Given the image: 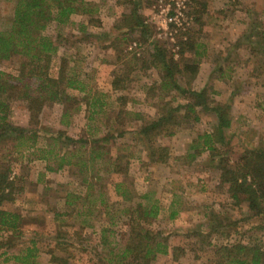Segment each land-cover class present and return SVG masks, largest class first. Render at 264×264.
I'll use <instances>...</instances> for the list:
<instances>
[{
	"label": "rangeland",
	"instance_id": "1",
	"mask_svg": "<svg viewBox=\"0 0 264 264\" xmlns=\"http://www.w3.org/2000/svg\"><path fill=\"white\" fill-rule=\"evenodd\" d=\"M88 1L99 9L96 14L99 23L87 24L83 32L79 23H87V16L74 15L72 23L59 27L53 23L46 33L53 38L58 33L61 36L51 74L57 75V64L66 60L68 69L88 84L91 93L73 91L79 102L74 106L69 102L47 104L39 116L40 126L65 131L74 139L102 137L112 128L110 125L115 128L113 132L119 136L107 144V151L110 157L120 158L121 173L110 180L106 172L111 166L105 164L95 166L91 171L93 176L89 174V177L98 187L101 184L116 209L120 203L111 189L116 178L126 180L138 194L154 192L161 211L150 228L167 238L169 245V253L159 255L156 264H218L214 245L235 242L264 245V230L256 229L258 220L249 217L247 203L234 201L221 183L220 161H210L207 151L190 148L199 134L213 130L217 122L213 112L201 111L200 120L176 126L173 135L157 137L156 142L170 152L166 163H152L147 145L135 135L136 129L157 118L167 104L172 102L175 106L185 98L176 91L165 93L159 88L161 72L153 66L151 56L154 44L166 48L174 60L182 62L194 57L193 51L182 52L184 42L196 40L206 49L200 58L198 73L194 79L187 76L179 82L184 88L206 89L211 106L229 105L232 121L231 128L226 130L229 153L223 159H229L228 165L233 166L245 148L264 149V111L257 105L264 101V52L260 54L264 51V39L254 49L247 40L249 33L264 32V0H135L139 3L137 13L149 29L144 36L139 31L129 33L122 41L115 38L127 31L126 25L120 22L134 8L132 0ZM13 7V0H0V29L6 27ZM250 22H257L259 27L250 30ZM20 63L21 58L13 56L1 62L0 69L17 74ZM217 67L222 68L225 76H221ZM118 79H121L117 81L120 88L114 90L112 82ZM98 92L105 96L106 112L92 115L99 108L91 110L88 102ZM9 103L11 122L29 126L31 118L25 103L19 99ZM66 108L69 115L64 116ZM119 112L121 116L116 119ZM135 113L143 118L136 117ZM44 145L45 141L39 140L37 146ZM30 150L16 153L12 152L11 144L0 145V154L7 155L11 161L18 187L15 200L6 207L22 212L26 221L19 245L12 251L17 253L31 239H36L40 264H64L51 263L52 250L61 257L71 256L68 264H108L105 259L109 257V248L100 240L101 228L109 226V216L99 213L104 206L96 211L94 226L85 229H81L80 220L74 216H62L63 224L68 221L75 225L68 228L64 225L69 232L62 239L76 247L69 244L65 246L67 251H62L56 246L59 222L55 213L65 211L69 191L84 193L86 188L80 185L79 176L70 171H48L47 161L37 158L35 149ZM78 207H81L79 200L71 208L74 214ZM174 213L176 216L171 218ZM209 223L222 226L209 234ZM112 228L114 240L119 241L127 226L121 220ZM112 239L108 237V241ZM0 264L19 263L12 259L4 262V257H0Z\"/></svg>",
	"mask_w": 264,
	"mask_h": 264
},
{
	"label": "trees",
	"instance_id": "2",
	"mask_svg": "<svg viewBox=\"0 0 264 264\" xmlns=\"http://www.w3.org/2000/svg\"><path fill=\"white\" fill-rule=\"evenodd\" d=\"M13 1V12L8 23L6 27L0 29V63L13 56L20 57L21 63L17 74L0 69V145L11 144L12 152L16 153L25 149L31 152L30 149H35L34 155L47 161L48 171H70L74 176H79L80 185L86 188L84 193L76 194L69 191L64 203L67 209L65 208V211L61 213H55V219L59 222L55 238L59 249L67 251L65 246L69 244L71 247H76L72 242L62 239L69 232L68 229L67 231L64 229V225L67 226L66 228L74 225L68 221L63 224L62 216H74L76 220H80L81 229H85L94 226L92 220L97 218L96 211L104 206L99 213L103 212L105 216H109V226L101 228L100 240L106 248H109V257L105 259L108 264H156L155 261L159 255L169 253V245L167 238L150 228L151 223L161 211V205L154 198V192L138 194L126 180L116 178L111 187L116 200L120 203V207L116 209L107 199L101 184L98 187L97 183L89 177L95 166L105 164L111 166L106 172L108 177L111 176L110 180L121 173L123 168L120 158L110 157L107 151V144L115 141L116 136H119V133L113 132L115 128L110 125L112 128L110 127L111 129L102 137L74 139L65 131H53L41 127L39 122L40 113L47 104L69 102L70 106H74L79 102L72 94L73 91L86 95L91 93L88 91V84L68 69L66 60L59 66L57 64L56 67H59L57 75L51 74V68L54 66L52 62L59 49L58 41L61 40V36L58 33L53 38L46 33V30L53 23H57L58 27L72 23L74 15H81L88 18L87 23H79L80 31L85 32L87 24L100 22L96 19L99 10L97 5L88 0ZM132 2L134 8L130 13L124 14L120 22L122 26L126 25L128 32L117 36L115 41L125 40L127 34L136 31L144 36L149 29L137 13L139 3L135 0ZM250 24V30L259 27L257 22H250ZM261 39H264V32L258 35H255V32L249 33L247 36L252 49L261 44ZM184 45L182 52L193 51L194 57L192 60L178 62L172 58L173 54L170 56L166 48L154 44L151 56L153 66L161 72L159 88L165 93L176 91L185 98L182 103L175 106L172 102L171 105L167 104L157 118L144 122L139 129H136L135 135L147 145L148 158L152 163H166L170 159V152L166 146L156 142L157 137L161 134L173 135L176 126L200 120L201 111L213 112L217 120L213 130L199 134L190 148L200 152L207 151L210 161H220L221 183L227 187L234 201L247 203L249 217L258 220L256 229L264 230V149L259 146L245 148L233 166L228 165L229 159H223L229 153V141L226 138V130L232 125L229 105L215 103L211 106L206 89L194 90L184 88L180 84V78L187 76L191 79L195 78L199 70L200 58L206 53L203 45L196 40L185 41ZM262 52L264 51H260V54ZM217 71H220L221 76H225L221 67H217ZM120 80L112 82L114 90L120 88L117 83ZM98 93L88 102L91 110L99 108L92 111V115L106 112L103 109L106 105L105 96L102 92ZM118 98L123 100L121 96ZM14 99L25 103L31 118L29 126H20L11 122L9 101ZM175 99L176 97L171 101ZM259 102L257 105L264 111V101ZM68 108L64 111V116L69 115ZM126 115L130 113L127 111ZM134 115L143 118L140 114ZM116 116V119L120 118L121 112ZM33 123L36 126L32 127ZM120 134L122 136L124 130L120 131ZM39 140L45 141L46 145L38 147ZM47 140H52V143H48ZM58 144H61V147L57 148ZM191 156L194 155L191 154ZM16 182L17 177L13 173L10 159L7 155L0 154V257H4V262L12 259L19 264H40L37 260L39 247L36 239H31L29 244L21 248L19 252L12 251L19 245L18 241L23 236V228L26 224L22 212L6 207L8 203L15 200L18 193ZM78 200L81 201V207H78L74 214V209L71 208ZM175 216L176 213L171 218ZM121 220L127 228L121 233L119 241H116L114 240L115 230L112 227ZM207 226L210 234L222 225L209 223ZM74 233L79 232L74 231ZM109 236L113 237L111 241H108ZM214 247L213 252L219 256L218 264H264V245L259 242H235L218 247L214 245ZM50 256L51 263L64 264H68L67 259L71 257L58 256L54 250L50 251Z\"/></svg>",
	"mask_w": 264,
	"mask_h": 264
},
{
	"label": "crops",
	"instance_id": "3",
	"mask_svg": "<svg viewBox=\"0 0 264 264\" xmlns=\"http://www.w3.org/2000/svg\"><path fill=\"white\" fill-rule=\"evenodd\" d=\"M81 108H82V107H81ZM81 108H80V109H81Z\"/></svg>",
	"mask_w": 264,
	"mask_h": 264
}]
</instances>
